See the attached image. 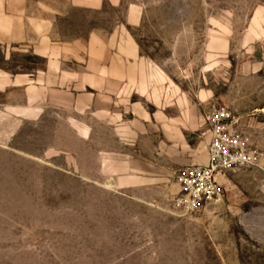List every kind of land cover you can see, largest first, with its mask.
Returning a JSON list of instances; mask_svg holds the SVG:
<instances>
[{
	"label": "rangeland",
	"instance_id": "1",
	"mask_svg": "<svg viewBox=\"0 0 264 264\" xmlns=\"http://www.w3.org/2000/svg\"><path fill=\"white\" fill-rule=\"evenodd\" d=\"M118 29L143 65L123 87H54L28 118L8 107L27 104L23 88L0 92V264H264V161L221 175L223 198L194 209L176 180L208 163L213 105L264 154V0H123L56 23L64 42ZM43 68L0 49V69Z\"/></svg>",
	"mask_w": 264,
	"mask_h": 264
},
{
	"label": "crops",
	"instance_id": "2",
	"mask_svg": "<svg viewBox=\"0 0 264 264\" xmlns=\"http://www.w3.org/2000/svg\"><path fill=\"white\" fill-rule=\"evenodd\" d=\"M106 3L119 8L123 0H0V49L4 59L18 52L46 61V68L35 70V74H12L0 69V92L23 88L27 93V104L8 106L12 112L20 118L36 116L40 97L51 93L56 99L64 94L54 87L106 88L113 80L123 87L125 73L141 67L138 48L121 29L111 32L106 41L91 36L87 40L75 38L64 42L58 35L57 20L68 9L97 11ZM140 17L137 5L126 8L127 25L135 26Z\"/></svg>",
	"mask_w": 264,
	"mask_h": 264
},
{
	"label": "built area",
	"instance_id": "3",
	"mask_svg": "<svg viewBox=\"0 0 264 264\" xmlns=\"http://www.w3.org/2000/svg\"><path fill=\"white\" fill-rule=\"evenodd\" d=\"M204 122L211 139L207 165H189L176 173L181 192L177 204L190 209L223 198L221 175L237 168L257 167L264 161L262 152L249 147V138L226 107L213 105L205 112Z\"/></svg>",
	"mask_w": 264,
	"mask_h": 264
}]
</instances>
